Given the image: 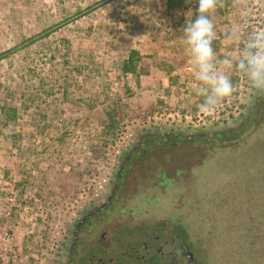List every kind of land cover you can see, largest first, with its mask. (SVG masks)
<instances>
[{
	"label": "rangeland",
	"instance_id": "1",
	"mask_svg": "<svg viewBox=\"0 0 264 264\" xmlns=\"http://www.w3.org/2000/svg\"><path fill=\"white\" fill-rule=\"evenodd\" d=\"M166 3L0 0V264H60L71 224L102 201L118 164L144 130L213 131L243 120L256 90L235 71L233 95L211 113L199 110L202 97L193 90L180 39L185 14L196 3ZM213 19L217 58L232 55L240 45L226 33L238 28L242 43L249 32L264 30V0H256L247 20L232 0H223ZM132 49L150 56V73L140 80L122 70ZM257 137H264V111L237 145ZM237 145L221 143L219 150L229 146L234 153L219 151L205 161L204 149L170 148L130 171L118 210L107 217L111 231L121 225L118 245L137 252L157 248L160 262L168 264L179 262L170 255L177 248L191 251L194 263L208 264L209 247L197 237L209 230L190 235L199 193L207 187L199 178L208 171L217 182L227 170L237 173ZM163 171L171 183L159 184ZM181 218L190 230L181 227Z\"/></svg>",
	"mask_w": 264,
	"mask_h": 264
},
{
	"label": "trees",
	"instance_id": "2",
	"mask_svg": "<svg viewBox=\"0 0 264 264\" xmlns=\"http://www.w3.org/2000/svg\"><path fill=\"white\" fill-rule=\"evenodd\" d=\"M166 1V6L172 8L174 0ZM149 57L138 49H132L123 60V72L140 80L142 76L150 73ZM109 119L112 122L113 117L109 115ZM143 136L145 138L137 144L127 163L124 178L127 177L129 169L134 167L139 170L142 166L145 168L154 158L169 154L170 151L167 149L188 147L176 140L160 138L156 133ZM255 140L253 143L244 142L237 145V173L227 170L223 173V177L226 178L216 182L210 181L211 175L208 171L204 172L199 179L207 187L199 193L201 202L192 214L193 226L184 218L180 220L181 227L190 230L192 226L193 231L195 230V232L190 230V235L196 234L202 227L209 230L203 237H197L201 246L209 247L208 264L264 263V137H257ZM189 150L196 152L197 149ZM194 156L196 159L199 158L197 154ZM207 159L208 157L200 158V161ZM177 171L179 169L176 168L175 172ZM158 176L161 177L159 184H169L172 181V177L167 176L166 171ZM210 183L211 185H207ZM212 184L216 188L211 190ZM202 202L205 206H201ZM195 239L196 237L190 240Z\"/></svg>",
	"mask_w": 264,
	"mask_h": 264
},
{
	"label": "flooded vegetation",
	"instance_id": "3",
	"mask_svg": "<svg viewBox=\"0 0 264 264\" xmlns=\"http://www.w3.org/2000/svg\"><path fill=\"white\" fill-rule=\"evenodd\" d=\"M263 103L264 93H260L256 90L253 102L247 108V113L244 114L243 122L239 130L237 128H228L212 131L211 128L200 127L188 132H183L181 130L176 131L174 129H165L158 130L156 136L160 138L164 137L168 140H176L180 142L179 144L186 145L190 148L204 149V153L206 154L205 157H207L221 151L219 150V148H221L219 144L237 145V141L240 137L245 133L251 132L256 125V121L264 111ZM143 138H145V136L142 134L138 135L134 145L129 151H127L126 154L129 157L125 161L123 168L118 175L116 186L111 193L110 202L105 207L95 209L91 212L90 207L84 209L80 214V217L71 224L65 240V246L60 255V264H101L100 259H102L103 256H106L111 260L104 264H129L128 259L130 255L135 260L131 264H168L160 262L162 251L157 250V248L146 247L148 249L147 251L145 248L140 249V251L137 252L138 249L134 250L125 245H118L121 238L117 237L116 240V236L123 232L120 228L121 225H118V228L111 231L110 226L113 221L108 224L107 217H113L114 215H112V213L117 212L118 209L116 208V203L120 199L119 195L123 191V187L127 182L125 179L128 178V175L124 178V173L127 170V163L130 161L132 154L137 148V144H139ZM228 148L230 147L227 146L225 151H221L223 152L222 154L230 155L234 153V150ZM133 169L136 168L133 167L129 169L127 171L128 174L131 170L133 171ZM112 187L113 186L111 185L108 188L104 193L103 198L110 192ZM99 202L101 201L98 198L93 205H97ZM121 212L120 216L123 217L124 209H121ZM104 223H107L106 225H108L109 228L106 227ZM185 243H188V240H185ZM190 252H181L180 249L170 248V255L175 256V258H180L177 264H196L192 259H188L192 257ZM87 259H90V261L87 262ZM113 259H115V262L112 261ZM145 260H148V262H145Z\"/></svg>",
	"mask_w": 264,
	"mask_h": 264
},
{
	"label": "clouds",
	"instance_id": "4",
	"mask_svg": "<svg viewBox=\"0 0 264 264\" xmlns=\"http://www.w3.org/2000/svg\"><path fill=\"white\" fill-rule=\"evenodd\" d=\"M191 5L193 0H186ZM196 8H189L180 39L188 57V64L194 77L192 85L195 94L202 97L199 110L213 112L235 91L231 73L235 71L245 78L249 87L264 93V30H254L243 38L238 28L233 27L225 38L240 45L232 55L217 58L214 42L217 39L214 14L223 6V0H195ZM242 20L251 17L256 0H232Z\"/></svg>",
	"mask_w": 264,
	"mask_h": 264
},
{
	"label": "water",
	"instance_id": "5",
	"mask_svg": "<svg viewBox=\"0 0 264 264\" xmlns=\"http://www.w3.org/2000/svg\"><path fill=\"white\" fill-rule=\"evenodd\" d=\"M243 120H240L237 124L233 125V127L230 128H237L238 130L241 128V124H242ZM157 131H149V130H144L142 135H147L149 133H156ZM139 135V134H138ZM137 135V136H138ZM134 145V144H133ZM129 156L127 154L124 155V157L121 159L120 163L118 164L116 170H115V176L111 182V185L113 186L110 190V192L103 198V200L101 202H99L97 205H92L90 207V212L94 211L95 209H100L105 207L111 200V193L113 192L115 186H116V181L118 178V175L120 174L121 169L123 168V165L125 163V161L127 160Z\"/></svg>",
	"mask_w": 264,
	"mask_h": 264
}]
</instances>
